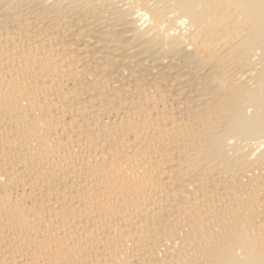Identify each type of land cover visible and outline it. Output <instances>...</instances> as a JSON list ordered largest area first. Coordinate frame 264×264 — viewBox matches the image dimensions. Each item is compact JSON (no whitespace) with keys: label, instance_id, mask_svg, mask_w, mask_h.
I'll return each mask as SVG.
<instances>
[{"label":"bare ground","instance_id":"1","mask_svg":"<svg viewBox=\"0 0 264 264\" xmlns=\"http://www.w3.org/2000/svg\"><path fill=\"white\" fill-rule=\"evenodd\" d=\"M0 264H264V0H0Z\"/></svg>","mask_w":264,"mask_h":264}]
</instances>
